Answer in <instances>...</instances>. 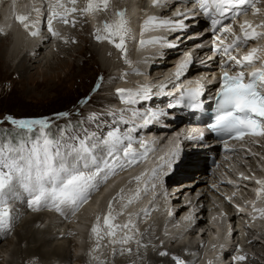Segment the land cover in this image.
I'll list each match as a JSON object with an SVG mask.
<instances>
[{
    "label": "snow or ice",
    "instance_id": "1",
    "mask_svg": "<svg viewBox=\"0 0 264 264\" xmlns=\"http://www.w3.org/2000/svg\"><path fill=\"white\" fill-rule=\"evenodd\" d=\"M78 0H68L71 5H76ZM110 0H87L86 6L82 9L76 7L67 8L61 3V0H55L53 10L49 12L47 24L48 31L52 35H58L53 31V19L59 14L54 10L55 7L63 8V15L59 18L67 24L69 21L67 15L80 11L81 14H87L98 11H106ZM199 6V10L206 19L210 20V27L213 31L214 41L218 40L220 45L224 44V39L217 36V33H231L232 24H225L224 20L235 21L240 15L246 14V6L254 7V0H192ZM159 0H153V6H157ZM37 12L40 9H36ZM255 14V12H254ZM179 17L187 18V13H177ZM117 21L113 24L104 23L103 30L108 33L109 42L111 37L119 36L120 42L115 43L117 49L124 51V36L127 34V21L124 19L123 12H117ZM28 18L26 16H17L16 20L27 29L30 26L24 23ZM155 17H149L145 24L154 22ZM173 23L170 20L160 21L157 26H169ZM176 25L184 27L183 20H178ZM248 22L240 24L241 37L232 39V43L225 47L214 46L213 51L217 54H223L227 57L222 61L220 67L223 74L220 77L219 89L217 91L216 112L208 128L225 137L224 144L227 146L228 138L241 140L244 136L264 137V70L254 68L255 53L258 49H251L247 55L237 59L231 54L232 50L246 46L249 40H254L259 35L252 29ZM143 31V29H142ZM37 31L30 32V35H37ZM99 42L102 37L97 35ZM161 38L153 41H141L145 43H160ZM171 46V45H169ZM126 54V53H125ZM234 61L233 63H230ZM188 63V62H186ZM178 66L176 76L179 78L181 72L186 66ZM239 68L234 74H230L229 69ZM246 67L254 68L245 78L244 69ZM99 84L97 85V88ZM150 89L141 88L138 92L118 89L117 95L121 97V102L136 103L138 99L148 98ZM180 100L187 99L190 107H198V97L202 95V86L197 83L193 89H180ZM175 105L170 104L169 107ZM143 120L144 124H149L152 120L158 119L161 113L151 111L146 114L134 113ZM68 113H57L56 118H66ZM6 121L12 126L13 132L0 134V231L10 229L12 209L10 202L17 198L16 190H23L28 196V207L33 211H39L41 208L53 209L63 213L65 209H70L73 214L86 204L94 191L105 183L109 178L116 175L118 170H124L127 167L139 163L147 157V146L143 141L135 140L130 135L123 134L118 128L109 130L106 134L96 135L95 133L71 132L69 129H59L58 136H53L50 129L53 120L50 118H12L5 117ZM96 119V117H92ZM11 137V138H9ZM140 143L144 151L137 153L133 150V144ZM227 150V148H226ZM180 156V145L172 150L167 158L161 157V163L158 168L152 170V178H156L160 171L165 168L172 169L174 164H178ZM134 179L139 181L141 176ZM257 184L264 186V181H257ZM123 189L109 201L107 213L103 216V225L105 233L111 244H127L134 239L133 235L125 232L123 236L118 237V231H131L133 222L131 214L127 223L122 225L115 224L117 216L122 214L123 209L133 203L139 196V189L135 195L129 196L127 203L123 204L120 212H115L113 203L123 200ZM260 190L257 191V196ZM171 215V213H169ZM97 216V225L100 221ZM97 225L91 229L97 236L96 249L100 247V240L104 238L101 235ZM140 242L137 241V244ZM94 249V251L96 250ZM121 251H129L122 249ZM161 256L167 253L161 252ZM238 261L246 259L245 256L234 258ZM176 264H184L178 258L174 257Z\"/></svg>",
    "mask_w": 264,
    "mask_h": 264
},
{
    "label": "bare ground",
    "instance_id": "2",
    "mask_svg": "<svg viewBox=\"0 0 264 264\" xmlns=\"http://www.w3.org/2000/svg\"><path fill=\"white\" fill-rule=\"evenodd\" d=\"M13 1H14V3H13ZM119 1H122V2L119 3ZM146 2H147V6H145L146 12L143 13V15L147 16L146 21H148L149 17H155L153 15L158 16V14H159V16H166V15H168V13L171 9V8H167L166 7L167 4H164V2H160L157 6H153V4L151 3V2H153V0L152 1L146 0ZM137 3L138 2H136L135 4H137ZM142 3L144 4L143 0H141L140 5H142ZM117 5H119V6H117ZM132 5H133L132 0H110L109 7L107 9V13L105 15L103 14L104 16H102V17H103L105 22L113 24L118 19V17L116 16V13L118 11L123 12L124 13V19L127 21V24H126V27H127L129 24V21H130L128 14L131 11L130 6H132ZM82 6L83 7H81L80 9L84 8L86 6V4L82 3ZM65 7H67V8L69 7L68 2L66 3ZM138 8L139 7L137 5L136 9H138ZM160 11H161V13H160ZM77 12L80 15L79 16L80 19L76 21L77 25H74L72 31H70V32H72V34H70V32L67 33L66 31L63 32L64 35H65V33H67L68 46H70V43H72V42H74V44H76L77 39H82L78 36L79 31H81V30H83L85 32L88 31V33H89V31H91V33L94 37H96L97 35L101 36L102 39L99 42L96 41L95 43H91L94 46L99 47V49H102V52H100L98 48L97 49L93 48V50L96 53L95 54L96 61L94 63L97 65L98 73H100L102 75L106 72L108 74L107 77L110 80L109 82H111V81L113 82L114 80L117 81L116 78H118V76L115 75V73H113V72L119 70V71L127 73L126 74L127 76H129L128 74H134V76H141V74H142L148 80H151L150 79L151 77L150 76L148 77V75H151L153 72H155V73H153L154 78H152L153 80H151V83H148V84L139 83L137 85V88L153 87L154 82H157L160 85L168 84V82H165L164 79H162V77H163V73L166 70H168L167 72L170 73L172 61H171V59L167 58L170 55V53H166L167 55L164 53V55L160 54V56H158V57H152L149 61V69L147 68V66L145 65V61L141 57L136 56L135 59H133V58L127 59L126 57H124V59H123L122 58L123 51L120 49H117L114 46L115 43L120 42V38H119V36H113V37H111L113 42L112 43L109 42L108 33L107 32L105 33V31L103 30V26L105 23V22H102L103 19H101V18L98 19V17H99L98 15L97 16L95 15L96 19H94L93 14L91 13L90 14L91 19L96 20V26L94 28H91L90 23L87 20V18L84 16V14H81L80 11H77ZM17 16H26L28 19L24 23L28 24L30 27L26 29L24 27V24H22L16 20ZM9 22H11L12 24H9ZM100 22H102L103 24H100ZM134 23L136 24V22H134ZM63 24H64V22L62 20H54L53 24H52L53 31L55 33H57L58 30L62 28ZM127 29L129 31V27ZM155 29H156V25L154 22L148 23L141 33L142 40L145 42L156 40L157 34H156ZM63 30H66L65 27L61 29V32ZM32 31H37L38 34L35 36L30 35V32H32ZM199 31H194V32L196 33ZM0 36L3 38L9 37V42H14V44L12 46H10V49H12V53H10V54H9V51H8L6 46L4 49V46H3L4 43L0 42V62H2V59L5 60L6 62L8 61L10 63V68H13V71L18 72L20 75L25 73V72H26L25 74H27L29 72V68L31 66H33L34 63L37 61L36 58L39 54H42V59L44 60V62L48 63L51 61V59L53 58L54 55L59 54V52H67V49H68L66 45H62L63 42H61V40H65L64 38L59 39L58 35L54 36L51 33H49L47 18L44 19L41 11L37 12L36 8L29 7L25 3L20 2L19 0H0ZM5 39H7V38H5ZM50 40H52L53 42H57L58 48L55 49V51H53V50L49 51L48 50V53H45L44 50L47 49V44ZM82 40L87 42L86 39L85 40L82 39ZM154 44L155 43H145L143 45L139 44L138 46L136 45V49L147 48V47L152 46ZM73 48H75V46H73ZM114 50H119L120 53L118 55H116L114 53ZM100 53H102V55ZM67 55H69V52L67 53ZM110 56H115L116 61L119 58L122 59V61L119 60V61H117V63H115L116 61L111 62V61H109ZM115 59H112V61H114ZM29 64H32V65L30 66ZM13 66H15V67H13ZM134 76L127 78L126 80H124V81H126V83L123 82L122 84L128 85L131 81H134V79H136V77H134ZM104 77H105V75H104ZM103 82H104V80L102 81V84H104ZM105 85L106 84H104L102 86V88ZM110 86H111V84H110ZM109 88L107 87L106 89L109 90ZM102 100L106 101V98L103 97ZM105 114L107 115V113H105ZM116 117H118V115H116ZM96 121H99V119H96ZM119 121L114 125V128H119ZM121 123L124 124V126H125L121 132L123 134L127 135L128 129L131 126L126 125L123 122H121ZM96 129L100 130V128L99 129L96 128ZM103 133H105V132H103ZM95 134L100 135L98 133H95ZM144 145H146L147 150H149L153 146V143H148V144H144ZM133 150L135 152H139L140 150H144V149H142L141 144L139 143L137 145H134ZM214 151L215 150L213 149L211 152H214ZM202 153H208V150L207 149L201 150L197 153L194 151L188 155V157H190V160L195 161V163L191 164V166L194 167L199 162L203 161L204 158L202 157ZM151 163L155 164V160L144 159L138 166L134 167L130 171L128 177H125V178H123V180H120L118 182V185L119 186L121 185L123 187L122 188L120 186L121 188L119 187V191L121 189L124 190L122 193V196L124 197V199L119 200V202L114 201L113 207H114L115 212H120L122 205L127 203L128 197L135 195L136 190L139 189L138 198H136L133 201V203L128 205L126 208H124L122 214L117 216V218L115 220L117 223L115 221H113V223H115V224L122 225V224L128 222L129 215L131 214L133 227H132L131 231L126 230V232H128V234L130 233V235H133V234L136 235L135 232L137 230L141 234V231L143 230V228L148 225V224H144L145 226L144 227L142 226L143 227L142 230L138 229L141 225H143L140 223L142 221H144L143 220L144 214L148 215V213L151 212V209L149 211H143V212L138 211V210L146 209V204L148 202H150L151 199H153L152 191L156 192L158 189H160V185L159 184L157 185L158 180H156V179L148 180V178H146V176H145V170H146V168L149 167V165ZM250 165L253 166V163L251 162ZM142 173H143V175L141 176V179L139 181H136L134 179V177L140 176ZM120 176H122V175H118L115 179H120L121 178ZM188 176H189V179L185 183H194L191 193L195 190H200V189H204L207 187L206 183H204V180L206 178L204 173H202V172H196V173L191 172L188 174ZM197 177H199V178H197ZM176 184H183V183H176ZM153 185H154V189L151 190L150 187ZM102 186L103 185H101L99 187V189ZM17 190H18L17 200L19 201L20 204L22 203V206L20 204H16V203L10 205L11 209H12V217H11V221H10V231L14 230L13 234H14V236L16 235V242L13 243V241L9 240V241H6V243L5 242L2 243L3 241L2 240L0 241V259H1L0 262L2 263V261H4V259L2 257L4 254H6V253L9 254V259L4 261L5 262L4 264H71L72 261H76V260H77V262H79V263L81 262L82 264H136L135 261H137V260L143 261L142 262L143 264H145V263L162 264L163 262L165 264H167V260H164V258L169 259V258L176 256L177 255L176 253L179 252V249L183 253L186 252L187 255L184 254L185 257L184 256L180 257L179 255H177V256H179L178 259L183 261L184 264H194L196 257L191 256V252H193V249L198 250L200 248V246H202V242H197L196 243L197 247H196V245L193 247L190 244L186 245V243L185 244L182 243V244H179V247L177 250L176 249L175 250H170V249L167 250V249H164L163 247H160V245H159V246H157V248L155 247V249H153L150 253L146 252L145 251L146 249L142 250V248H141V250L139 249V251L136 253L137 255H135V257H133L132 259H129V257H128V258H125L126 260H124V261L123 260H113L112 261V260H109L107 258L108 252L106 251L107 250L106 247L108 246V244H111V243H109L108 237L106 235H104V233H103L106 230H104V228H102L100 221H99V224L97 225V220H96L97 217H95L91 223L93 216L90 217V215H92L93 213H94V215H97L99 212L103 213V211L108 210V205L106 206V203L109 204V201L112 200L113 197L116 196V195H114V194H117L116 191H114L115 193L113 191H110L109 193H104V190L94 191L95 193L93 194L92 200L90 202L88 201L86 204H84L82 207H80L77 210L78 212H75L77 217L80 218V220H81L80 222L74 221L76 224H72V225L69 224V225H67V227L65 229L62 227L61 228L55 227L57 229H55L54 231H50L51 229L49 230V228L50 227L53 228L54 224H53V227H52V223H50V222H48V224L46 223L45 225H43L45 220L46 219L48 220V218H47L48 216L45 214H42V213L34 214L28 218H25L22 221L20 219V221H21L20 225H19V227H17L19 229H17V228L15 229V226L18 224V223H16V221L23 215V212H25V214H26V212L28 211L26 209V207H24L25 206L24 200L22 199V197L20 195V192H22L23 190H21V189H17ZM17 190H16V192H17ZM207 193L209 194L210 192L207 190ZM262 198H264V195H262ZM14 200H12V201H14ZM97 201H99L98 206H97ZM157 202H158L157 198L154 199L152 208H154V207L156 208V205L158 204ZM102 203L104 206H102ZM160 203H161V201H160ZM179 203H180L179 200L174 201L172 203V208L173 207L176 208L177 204H179ZM198 203H199V205H197ZM207 203H208V197H207V195H203L196 202L195 208H194L193 213H192L193 216H194L196 209L200 208L198 210L197 214L206 211V209L208 207H210V205H207ZM19 205L22 207L21 209L19 208ZM161 205L159 206V208H165L164 206L162 207ZM16 207H18V209ZM155 208H154V210H157V208L156 209ZM183 208H184V206H181L180 208H178L176 210L174 218L170 217V219L172 221L176 222L177 224L184 222V221H179L177 219V216H179L185 210ZM162 211H163V209H162ZM70 213L73 214V212L70 209H65L63 213H59V216H60V218H65L67 220ZM152 214H154V213H152ZM157 215L159 216V213ZM157 215H155V216H157ZM141 216H142V221L140 222ZM198 216H200V215H195V219L186 220V221H188L189 224L184 226V229L182 231L179 230V228H175V229H171V230H170V228H168L169 229L168 231H166V232L164 231V233H161L160 232L161 227L164 226V230L167 227V225L164 224V222H165L164 221L157 228V231H158L157 232V235H158L157 238L159 237L160 239H162L161 237L163 235L164 236L169 235L172 237L176 236V238H179L180 236H182L183 233H184V236L189 235V234H193V236H194V231L198 228L201 229L200 223H201L203 217H200L198 220H196V218ZM146 217H149V216H146ZM154 218H156V217H154ZM210 219H211V223H210L211 225L210 226L211 227L213 226L215 228L217 227L218 228V229L216 228L217 230H221L220 228H222L223 224H222L221 220H219V212L216 210V208L211 209ZM151 220H152V218H151ZM68 221H70V220H68ZM138 221H139V223H138ZM255 221L256 222L253 225L256 226V228L255 229H249V232L248 231L246 232L248 234L246 237L247 238L246 246L244 248L247 247V249L251 253L259 254L258 251H262L264 253V248L259 247V245H258L259 239H264V223L260 219H256ZM144 222H142V223H144ZM151 222H153V220ZM89 223H91L92 225L91 224L89 225ZM145 223H147V221ZM242 223L243 222L241 219L239 226L242 227L243 226ZM94 225H97L100 234L104 235V238L102 240H100V247L98 249H96L97 236H96V234H93L91 232V229ZM150 225H153V223ZM57 226H58V224H57ZM101 229H103L104 231ZM75 231L78 232V236L84 240L83 244L82 243L79 244L78 241L76 243V241L74 242V240L70 238L71 233L76 234ZM133 231H135V232L131 234V232H133ZM240 231H241V229H240ZM119 232L121 233L122 231H118L117 233H119ZM123 232H125V231H123ZM242 233H243V230H242ZM8 234H9L8 230L7 231H0V239H3L4 236L6 237V235H8ZM72 234H71V236H72ZM119 234H117L118 237L121 236ZM121 234L124 235V233H121ZM220 236L210 235V237H208V238H209L210 242L213 243V246L217 245L216 242L214 241L215 238H217L218 241L220 243H222L224 246L223 248H221L222 252L223 253L224 252L229 253L230 247H228L227 243H226L227 237L225 236L224 233H222V235H220ZM203 237H204V234H203L202 238ZM65 238L67 239V242H63V243L59 242L60 240H66ZM202 238L200 239L201 241H203ZM241 238H242V240L244 239L243 236H241ZM179 242H181V240ZM70 243L73 244V246L75 247V250L83 249L84 252L80 251L82 255H78L77 257H72V255L69 253V249H68L69 245H71ZM205 244H207V243H205ZM115 245H117V244H115ZM122 247L123 246L114 247L113 251H112V255H115V254L118 255L117 253L119 251L121 252ZM207 247H209V246H207ZM94 249H96V250L94 251ZM123 249H125V250L130 249V251H131L132 247L129 248L127 246H124ZM248 250H244V251L247 252ZM127 252H129V251H127ZM161 252L167 253V255L161 256L160 255ZM210 255H211V252H210ZM212 255L214 256V254H212ZM118 256H116V257H118ZM200 259H201V256L199 257V260H198L200 262V264H203V260H204V264H206L208 262V255L206 254L205 258L202 257V261ZM198 261H196V262H198ZM255 261L251 259V264H256Z\"/></svg>",
    "mask_w": 264,
    "mask_h": 264
},
{
    "label": "rangeland",
    "instance_id": "3",
    "mask_svg": "<svg viewBox=\"0 0 264 264\" xmlns=\"http://www.w3.org/2000/svg\"><path fill=\"white\" fill-rule=\"evenodd\" d=\"M121 2L122 1H119V3H121ZM143 2H144V4L142 3V5L138 4L139 9L142 11H143L144 7L147 6L146 0H143ZM117 6H119V5H117ZM77 7H78V5H77ZM94 13L96 16L97 15L99 16L98 19L99 18L103 19L102 16H104L107 13V10L106 11H98V12L94 11ZM79 16L80 15L78 14V12L72 14V17H73L72 20L73 21L70 24L71 27L70 26L66 27L65 28L66 30H63L61 32L60 37H59V39H61V38L65 39V40H61V42H63L62 45L67 46V48H68L67 52H59V54H56L53 56V58L51 59L50 62H48V63L44 62V60L42 59V54H39L36 58V60L37 61L39 60V61L38 62L36 61L33 66H31L32 64H29L31 66L29 68V72L27 74H25L26 73L25 72V73L20 75L18 72H14L13 68H10V63L8 61L6 62L5 60L2 59V62H0V127L3 130L8 131V130L12 129V126L6 121L5 117H12V118H16V119H20V118H50L53 120V124H52L50 131L54 137L58 136V134H59L58 130L62 129V128L69 129V134H71V132L74 131L77 134L98 133L101 135V132H103V128H105L104 124L108 123L107 121H104L105 119H110V124L113 125V121L111 120V117L106 115L105 114L106 112L102 110L107 102L113 100L112 98L110 99L111 86L113 83H116V84H120V83L122 84L123 82L126 83V81H124V80H126L127 78H129L131 76H134V74H128L129 76H127L126 75L127 73L122 72V71H117L118 73L113 72V73H115V75L118 76V78H116L117 81L114 80L113 82L111 81L112 82L111 83V82H109L110 80L107 77L108 74L106 72L102 75L100 73H98L97 65L94 63L96 61V58H95L96 53L93 50V48L99 49V47H96L93 44H91V43H95L97 41L96 37H94L92 35L91 31H89V33H88V31L87 32H85L83 30L79 31L78 36L84 40L86 39L87 42L83 41L82 39H77L76 44H74V42H72V43H70V46H68L67 33L72 31L74 25H77L76 21L80 19ZM102 22H105L104 19ZM102 22H100V24H103ZM64 31L67 32V33H65V35L63 33ZM70 34H72V32H70ZM5 38H7V39H5ZM5 38L0 36V42L4 43V45H3L4 49L6 46L8 51H9V54H10V53H12V49H10V46H12L14 44V42H9V37H5ZM73 46H75V48H73ZM57 48H58L57 42H53L52 40H50L47 44V49L44 51H45V53H48V50L49 51L50 50L55 51V49H57ZM99 51L102 52V49H99ZM68 52H69V55H67ZM114 53L116 55H118L120 53V51L114 50ZM100 54L102 55V53H100ZM124 57H126L127 59H132V55H130L129 57L127 55L126 56L122 55L123 59H124ZM109 58H110L109 61H111V62L116 61L115 56H110ZM112 59H115V60L112 61ZM119 60L122 61V59H120V58L117 59V61H119ZM117 61L115 63H117ZM13 67H15V66H13ZM153 73H155V72H153ZM153 73L151 75H148V77L149 76L151 77L150 78L151 80H153L152 78H154ZM104 75H105V77H104ZM103 80H104L103 83L106 85L102 88V86L104 85V84H102ZM108 82L111 84V86ZM98 84H99V87L97 88ZM129 84H131V83H129ZM107 87L108 88L110 87L109 90L106 89ZM103 97L106 98V101L102 100ZM57 113H68V116L66 118H56L55 114H57ZM93 116L96 117V119H99V121H96V119L95 120L92 119ZM114 118H116V117H114ZM96 128H98V129L100 128V130H97ZM189 173H191V172H189ZM189 173H186V175H188ZM197 178H199V177H197ZM204 183H206V185H207V182L205 180H204ZM119 187L117 188L118 190H115L116 193L120 192ZM20 195H21L22 199L24 200V205H25L24 207H26V209L28 211L26 212V214H25V212H23V215L18 220L16 219L17 221L15 220L16 223H18L17 224L18 226L16 225L15 229L17 227H19L20 222L22 220H24L25 218H28L34 214H39V213H42V214H45L48 216V217L46 216L48 218V220L46 219L43 225H45L46 223L48 224V222H50V223H52V227H53V224H54V227H53L54 229L50 227L49 228V230L51 229L50 231H54L55 229H57L55 227H58V228L62 227L65 229L67 227V225H69V224L70 225L76 224L72 220V218L71 219L68 218L67 220L65 218H60L59 213L53 209H45V210L40 209L39 211H33L30 208H27L28 205L25 204V202H26V199L28 198V196L23 191L20 192ZM114 195H117V194H114ZM15 200L11 201L10 205L14 204V203L20 204L19 201L17 200V198ZM91 200H92V198H91ZM91 200H89V202ZM157 203H158L156 205L157 210H154V208H155L154 207L153 208L154 211L152 210L151 212L148 213V215H146L149 217H146L145 215L143 216L144 218L146 217L148 219L147 220L146 218L145 219L143 218V220L145 222L147 221V223L142 221V216H141L140 222L142 221L144 223L141 222L140 224H143V225H141L138 229L142 230V228L145 226L144 224H148L147 226H145L143 228V230L141 231V234L138 230L136 232L135 231L131 232V234L135 232V234L137 236L133 234L134 239L131 240L130 243H127V244H117V245L108 244V246L106 245L107 246L106 251L108 252L107 258L109 260H112V261L113 260H123L124 261V260H126L125 258H128V257H129V259H132L133 257H135V255H137L136 253L139 251V249L141 250V248H142V250L146 249L145 251L150 253L153 249H155V247L157 248V246H159V245H160V247H163L164 249H167V250L168 249H170V250L176 249L177 250L179 247V244H182V243H184V244L186 243V245L190 244L193 247L196 245V247H197L196 243L202 242V246H200V248L198 250L193 249V252H191V256L196 257V260H195L196 264H200V262L198 261L199 257L201 256L200 260L202 261V257L205 258L206 254L208 255V262H207L208 264H232V263L233 264H251V259L254 261L256 260L255 261L256 264H264V253L262 251H258L259 254H254V253H251L247 249V247L244 248L246 246V240H247L246 237L248 234V233H246L247 231L244 229H241V231L239 230L238 234L232 240V242L229 238H227L226 243H227V246L230 247L229 253H225L223 255V252L221 250L222 244H220L218 246L217 245L213 246V243L210 242L208 237H210V235L216 236V232L210 226L211 224L209 221H210L211 209H209V207L206 209V211H204L202 213L197 214V212H198L197 211L194 214L192 219H195V215H200L196 218V220H198L200 217H203V219L200 223L201 229L200 228L196 229L194 231V236H193V234H189L186 236H184V234H182L183 237L180 236L179 238H173L172 240H169V241L161 240L159 237L157 238L158 226L161 225L167 219L169 213L173 214V212L175 211V207L172 208V205L171 206L168 205L165 208H159L161 203L159 202V200ZM20 205L22 206V203ZM20 205H19V208L21 209L22 207ZM107 205L108 204L106 203V206ZM16 208L18 209V207H16ZM162 209H163V211H162ZM152 213H154V214H152ZM156 213L157 214L159 213V216ZM155 215H157L158 217ZM154 217H156V218H154ZM151 218H152L153 222H151L152 221ZM20 219H21V221H20ZM68 220H70L71 222ZM138 223H139V221H138ZM152 223H153V225H150ZM57 224H58V226H57ZM188 224H189L188 221L183 222V223H178V224L175 223V225H177L178 228L184 227ZM17 229H19V228H17ZM101 230H103V229H101ZM242 230H243V233H242ZM9 231H10V229L8 230L9 234L6 235V237L4 236L3 239H0V241L1 240L3 241L2 243H4V242L6 243V241H9V240L13 241V243L16 242V235L14 236V234H13L14 230L10 231V232ZM124 231L126 232V230H124ZM125 232L122 231L121 233H125ZM103 233H105V232H103ZM119 233H117V234H119ZM121 233L119 235L122 236L123 234H121ZM245 233H246V235L243 236ZM71 234H70V238L73 239L74 242L76 241V243H77V241H79L77 235L73 233L71 236ZM203 234H204V237L202 238ZM129 235H130V233H129ZM241 236L244 237L243 240H242ZM201 238L203 239V241L200 240ZM180 240H181V242H179ZM137 241H139L140 243L137 244ZM59 242H61V243L67 242V239L66 240H60ZM234 242L236 243V246H231L232 244H234ZM205 243H207L208 245ZM258 243H259L258 244L259 247L264 248V239H259ZM113 246L114 247L123 246L122 249L124 248V246H127L129 248L132 247V250L130 252H127V251H121L120 252L119 251L117 253L119 256L116 254L112 255V251L114 248ZM207 246H209V247H207ZM73 247H74L73 244H71V245H69V248H68L69 253L72 255V257H77L78 255H82L81 252H83V251L75 250V247L74 248ZM244 250H248V251L246 252ZM210 252H211V255H210ZM176 254L179 255L180 257H183V256L185 257V255H187L186 252L183 253L180 251V249H179V252H177ZM212 254H214V256ZM177 255L174 257L178 258L179 256H177ZM241 255L245 256L246 259L243 261H238V260L234 259L235 257L241 256ZM116 256H118V257H116ZM2 257H3L4 261H6L9 259V254L6 253ZM174 257L169 258V259L164 258V260H167V264H176ZM0 261H1V259H0ZM4 261H2L3 264L5 263ZM196 261H198V262H196ZM135 262H136V264H143L142 263L143 261H140V260L139 261L137 260ZM2 263L0 262V264H2ZM71 264H82V263L81 262L79 263L76 260V261H72ZM145 264H148V263H145ZM162 264H165V263L163 262ZM203 264H204V260H203Z\"/></svg>",
    "mask_w": 264,
    "mask_h": 264
},
{
    "label": "trees",
    "instance_id": "4",
    "mask_svg": "<svg viewBox=\"0 0 264 264\" xmlns=\"http://www.w3.org/2000/svg\"><path fill=\"white\" fill-rule=\"evenodd\" d=\"M48 115H49V114H48ZM10 132H13V129L8 130V131H5V130H3V129L0 127V134L10 133ZM9 138H11V137H9Z\"/></svg>",
    "mask_w": 264,
    "mask_h": 264
}]
</instances>
